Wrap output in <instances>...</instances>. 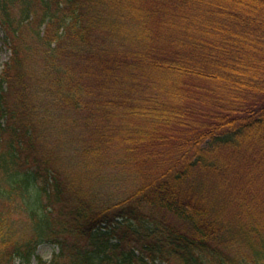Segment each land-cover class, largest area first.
Instances as JSON below:
<instances>
[{
	"label": "trees",
	"instance_id": "obj_1",
	"mask_svg": "<svg viewBox=\"0 0 264 264\" xmlns=\"http://www.w3.org/2000/svg\"><path fill=\"white\" fill-rule=\"evenodd\" d=\"M0 28V264H264V0H0Z\"/></svg>",
	"mask_w": 264,
	"mask_h": 264
},
{
	"label": "rangeland",
	"instance_id": "obj_2",
	"mask_svg": "<svg viewBox=\"0 0 264 264\" xmlns=\"http://www.w3.org/2000/svg\"><path fill=\"white\" fill-rule=\"evenodd\" d=\"M2 37L3 33L0 28V70L3 67V64L7 62L10 57V50L6 45H4ZM54 251H57V248H55L54 245L43 243L38 246L36 253L43 259L49 260L52 257Z\"/></svg>",
	"mask_w": 264,
	"mask_h": 264
}]
</instances>
